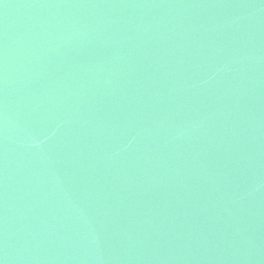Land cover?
Wrapping results in <instances>:
<instances>
[{"label": "water", "instance_id": "water-1", "mask_svg": "<svg viewBox=\"0 0 264 264\" xmlns=\"http://www.w3.org/2000/svg\"><path fill=\"white\" fill-rule=\"evenodd\" d=\"M0 264H264V0H0Z\"/></svg>", "mask_w": 264, "mask_h": 264}]
</instances>
